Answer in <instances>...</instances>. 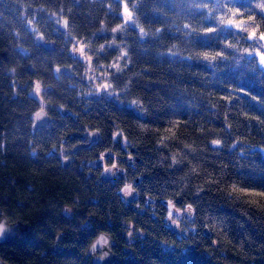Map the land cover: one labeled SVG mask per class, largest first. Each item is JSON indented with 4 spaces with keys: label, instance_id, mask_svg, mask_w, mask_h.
Here are the masks:
<instances>
[{
    "label": "trees",
    "instance_id": "obj_1",
    "mask_svg": "<svg viewBox=\"0 0 264 264\" xmlns=\"http://www.w3.org/2000/svg\"><path fill=\"white\" fill-rule=\"evenodd\" d=\"M263 35L264 0H0V206L27 224L0 256L89 264L105 230L111 264H264ZM78 44L109 92L88 93Z\"/></svg>",
    "mask_w": 264,
    "mask_h": 264
},
{
    "label": "water",
    "instance_id": "obj_2",
    "mask_svg": "<svg viewBox=\"0 0 264 264\" xmlns=\"http://www.w3.org/2000/svg\"><path fill=\"white\" fill-rule=\"evenodd\" d=\"M63 20L67 21V26L62 22ZM53 25L56 27L57 30L60 32H66L68 28V19L67 17L63 16L57 20L53 21ZM42 34V33H40ZM37 34L35 36V42L39 44L43 49L47 51H53L55 49V41L53 39H46L43 34L40 35ZM264 50V45H263ZM29 71H32V68H28ZM69 72L70 68L69 66L63 65L60 66L59 71L57 72ZM42 109V111H41ZM51 120V117L47 110L45 108H39L37 109L33 115H32V127L33 129H37L40 127H43L47 125ZM84 137H89L90 141L95 140L98 137V132L96 130H89L85 131L81 134ZM81 144H78L77 146H74V148L78 147ZM86 145V144H84ZM69 158L66 157L64 159V164L68 163ZM114 165H109L107 168H105L102 173L101 177L108 179L112 177V171H113ZM61 212L64 215V217H70L71 212L68 210L66 206H63L61 208ZM169 225L171 229L176 232L180 233V227L178 225V222L176 220L169 219L168 220ZM89 221L87 220L83 226H88ZM0 225H3V230L0 231V244L10 242L14 240L18 233H25L27 231V224L15 220L10 221L6 215L3 214V211L0 206ZM205 233L208 234L207 228L204 229ZM59 235L57 236L58 239ZM57 242L54 244V250H56ZM191 247V246H190ZM88 253L90 255V261L89 264H111L113 260L115 259V253L111 249V236L110 234L105 230H100L95 234V236L91 239L89 246H88ZM0 264H10L6 262L1 256H0ZM218 264H225V263H218Z\"/></svg>",
    "mask_w": 264,
    "mask_h": 264
},
{
    "label": "rangeland",
    "instance_id": "obj_3",
    "mask_svg": "<svg viewBox=\"0 0 264 264\" xmlns=\"http://www.w3.org/2000/svg\"><path fill=\"white\" fill-rule=\"evenodd\" d=\"M123 19L127 20L129 19V13H127V10L124 8L123 9ZM236 24V23H234ZM261 42H262V47L264 45V35L261 37ZM73 50V49H72ZM74 51V50H73ZM75 53L77 55H79L80 57H82L84 60V66H85V74H86V79L87 81H89V90L88 93L89 94H98L101 92H109V84H107L106 80H105V75L106 74V67L105 66H96L88 56L84 55V50L81 44H78L77 47H75ZM252 53H254L258 59V62L260 63V65L264 68V50H254ZM51 117V116H50ZM117 137V134L114 135V138ZM123 144H125V142H122ZM103 157H98L97 159L102 160ZM113 163H107L105 162V160L101 161V172L107 168L108 165L110 164H114V168L112 171V178L121 170L118 169V167L116 166V161H113ZM119 174V173H118ZM126 196H129L131 194L130 188H127V190L125 191ZM185 213L183 210H178L176 208H174L173 206H170L168 209V213H167V218L172 219V220H176L178 222L179 227H181L182 225V219H184ZM181 229V228H180ZM58 245V244H57Z\"/></svg>",
    "mask_w": 264,
    "mask_h": 264
},
{
    "label": "clouds",
    "instance_id": "obj_4",
    "mask_svg": "<svg viewBox=\"0 0 264 264\" xmlns=\"http://www.w3.org/2000/svg\"><path fill=\"white\" fill-rule=\"evenodd\" d=\"M62 22L65 24V26H67V21L66 20H63ZM203 31H210V29H203ZM38 34H40V33H38ZM40 35H42V34H40ZM114 67H119V66L118 65H114ZM54 68H55L56 71H59L60 66L59 65H54ZM35 90L39 93V91H40V82L39 81H37L35 83ZM41 111H42V109H41ZM215 142L218 143L219 141H215ZM2 230H3V225H0V231H2Z\"/></svg>",
    "mask_w": 264,
    "mask_h": 264
},
{
    "label": "flooded vegetation",
    "instance_id": "obj_5",
    "mask_svg": "<svg viewBox=\"0 0 264 264\" xmlns=\"http://www.w3.org/2000/svg\"><path fill=\"white\" fill-rule=\"evenodd\" d=\"M2 209V208H1ZM3 211V210H2ZM3 214H4V212H3ZM5 215V214H4ZM8 218V217H7ZM167 219H169V218H167ZM10 221H15V220H10Z\"/></svg>",
    "mask_w": 264,
    "mask_h": 264
}]
</instances>
